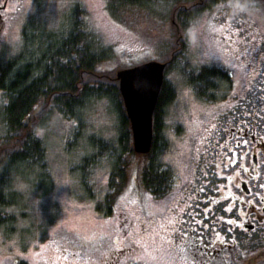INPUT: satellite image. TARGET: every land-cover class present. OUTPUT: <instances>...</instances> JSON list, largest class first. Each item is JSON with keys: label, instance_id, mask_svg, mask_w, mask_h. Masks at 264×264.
<instances>
[{"label": "rangeland", "instance_id": "obj_1", "mask_svg": "<svg viewBox=\"0 0 264 264\" xmlns=\"http://www.w3.org/2000/svg\"><path fill=\"white\" fill-rule=\"evenodd\" d=\"M75 2L82 5L87 22L104 44L119 55L106 63L101 72L108 73L117 82L119 70L151 60L161 62L162 58L147 39L112 20L105 0L14 1L0 18V49L4 50L5 56L17 51L21 28L30 14L37 20H45L48 26H57ZM187 32L190 43L188 67L196 70L213 64L225 67L233 74L234 86L228 93L229 100L210 105L188 89L181 71L167 76L177 91L176 100L167 110L165 136L170 146L162 157L163 162L177 173L178 181L172 190L159 198L144 191L137 171L142 159L133 157L128 167L129 180L118 195L112 214L97 211L96 205L103 202L109 190L112 164L109 159L100 158L92 168L93 175L87 184L92 197L81 183L83 176L77 166L84 157L92 154V149L86 145L91 136L116 139L115 117L105 102L99 103L85 114L83 137L75 142L74 122L55 113L45 127L37 131L48 146L53 190L44 193V181L37 184L40 187L14 181V191L19 194L15 199L19 204L13 207V213H16V226L20 231L8 235L12 232L0 229V264H19L18 260L26 264H108L120 250L131 245L135 246L134 251L122 255L117 264H180V259L182 256L184 259L192 246L196 236L192 232L203 216V210L197 207L200 200L203 202L210 195L212 198L215 191L221 190L223 196L239 194L236 189V186L240 187L239 178L228 179L229 187H224L223 178L234 176V168H229L227 173L218 172L219 178L215 175L218 162L216 149L212 146L222 140L223 133L218 135L214 128L218 129L219 118V125L228 120L230 110L226 109L236 106L249 89L248 83L250 88L253 83L258 87L261 84L260 79L249 81L263 70L264 0H231L220 4L214 11L200 16ZM227 88L228 85H223L222 95ZM263 116V111H257L255 118ZM175 128L182 133L177 134ZM240 150L246 163L248 154H245V148ZM263 169L264 165H261V172ZM213 181L215 185L209 186ZM262 183L263 175L255 184L251 182L259 195ZM224 203V208L230 203L225 209H231L229 215L238 220L230 199ZM207 226L210 227L205 224L204 229ZM187 255L194 264H201L202 255L193 257L190 251ZM127 258L131 260L127 262Z\"/></svg>", "mask_w": 264, "mask_h": 264}, {"label": "trees", "instance_id": "obj_2", "mask_svg": "<svg viewBox=\"0 0 264 264\" xmlns=\"http://www.w3.org/2000/svg\"><path fill=\"white\" fill-rule=\"evenodd\" d=\"M229 1L105 0L112 20L147 39L162 58L161 62L167 64L153 114L152 147L148 154L142 156L133 150L131 125L118 84L108 73L101 72L106 63L119 55L104 44L87 22L82 5L75 2L67 17L64 16L57 26L50 24V27L45 20H37L30 14L21 28L17 51L5 56L4 50L0 49V229L12 232L8 235L20 231L16 226V213H13V207L19 204L15 199L19 196L14 191L15 180L34 187H40L37 184L44 181V193L53 190L48 146L37 134L38 129L44 128L49 117L58 113L74 122V141L81 140L86 127L84 118L99 103L105 102L115 117L116 139L91 136L86 145L92 149V154L84 157L77 166L83 176L81 183L86 186L88 196L92 197L88 186L92 168L100 158L109 159L112 164L109 190L103 202L96 205V210L104 215L112 214L115 201L129 180L128 167L133 157L142 159L137 171L144 191L157 198L171 191L178 181L177 173L163 162L162 157L170 146L165 136L167 110L176 100L177 91L167 76L181 71L189 90L208 104L228 99L233 82L229 70L214 64L200 66L197 70L188 67L190 43L187 31L205 12H212L218 5ZM221 85L229 86L224 95L220 92ZM233 128L244 129L236 124ZM222 130L221 133H225ZM215 131L217 133L218 129ZM175 132L182 133L176 128ZM232 146L229 144L227 147ZM212 147L216 149V162L219 164H215V168L221 174L234 168V176L223 178L224 187H229V180L238 178L240 174L243 176L244 165L248 163H244L241 154L235 158L224 149L222 141L214 142ZM240 148L242 146L236 149ZM222 192L215 191L216 200H234V193L223 196ZM210 196L206 199L209 203L212 201Z\"/></svg>", "mask_w": 264, "mask_h": 264}, {"label": "flooded vegetation", "instance_id": "obj_3", "mask_svg": "<svg viewBox=\"0 0 264 264\" xmlns=\"http://www.w3.org/2000/svg\"><path fill=\"white\" fill-rule=\"evenodd\" d=\"M14 1H17V3L23 2V0H0V18L3 16V11H6ZM262 41H260V44ZM262 67L263 70L259 76H254L249 81L252 83L260 79V86L258 87L253 83L250 88L248 83L249 89H246L244 95L239 98L236 106L226 109L230 110L228 120H224L225 123L222 125H219L220 118L216 122L218 135L223 132L222 129L225 132L221 140L223 148H226L236 158L239 154L243 156V152L236 149L242 146L246 150L245 154H248V164L244 165L243 176H240L241 174L238 176L240 187L236 186V189L239 194L235 196L234 200L230 199L238 220H236V217L229 215L230 211L225 209L230 206V203L224 208L226 205L224 202L228 198L219 201L216 200L214 195L212 199L215 203L213 201L209 203L204 199L203 202L200 200V205L197 206L203 210V216L199 219V226H196L195 232H192L196 236L188 251L192 253L193 257L202 255L201 264H264V185L260 184L259 189L262 192L259 195L251 184V182L255 184L256 180L262 175L264 179V169L261 172V165H264V118H255L257 111L264 112V64ZM232 86H234V83H232ZM256 89L260 92H257ZM216 104L210 103V105ZM260 118L261 122L258 124ZM235 124L242 126L244 129L233 128ZM229 144L233 146L228 148ZM215 170V175L219 178L218 168H215ZM243 183L248 185L249 193L241 188ZM213 184L215 185L214 181L209 182V186H213ZM230 220H234L236 223L230 224ZM205 224L210 225L211 232H206L209 228L207 226L204 229ZM134 249L135 246L132 245L125 247L124 250H120L112 257V261L108 264H117L122 255H128ZM187 252L184 259L183 256L180 259V264H194L188 257ZM130 260L131 258H127V262Z\"/></svg>", "mask_w": 264, "mask_h": 264}, {"label": "water", "instance_id": "obj_4", "mask_svg": "<svg viewBox=\"0 0 264 264\" xmlns=\"http://www.w3.org/2000/svg\"><path fill=\"white\" fill-rule=\"evenodd\" d=\"M166 65L152 60L116 73L131 124L133 148L138 154H148L152 147L153 114L164 82ZM241 188L249 193L246 183Z\"/></svg>", "mask_w": 264, "mask_h": 264}, {"label": "snow or ice", "instance_id": "obj_5", "mask_svg": "<svg viewBox=\"0 0 264 264\" xmlns=\"http://www.w3.org/2000/svg\"><path fill=\"white\" fill-rule=\"evenodd\" d=\"M21 187H23V186L21 185ZM229 211H231V209H229ZM229 223H230V224H235L236 221H234V220H230ZM241 227H242V226H241Z\"/></svg>", "mask_w": 264, "mask_h": 264}, {"label": "clouds", "instance_id": "obj_6", "mask_svg": "<svg viewBox=\"0 0 264 264\" xmlns=\"http://www.w3.org/2000/svg\"><path fill=\"white\" fill-rule=\"evenodd\" d=\"M240 7H241V8H243V6H242V5H241Z\"/></svg>", "mask_w": 264, "mask_h": 264}]
</instances>
